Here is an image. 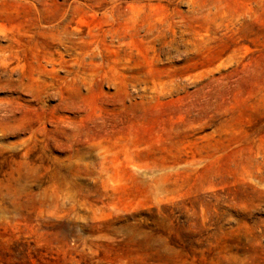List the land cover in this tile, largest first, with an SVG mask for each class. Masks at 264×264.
Segmentation results:
<instances>
[{
  "label": "rangeland",
  "instance_id": "rangeland-1",
  "mask_svg": "<svg viewBox=\"0 0 264 264\" xmlns=\"http://www.w3.org/2000/svg\"><path fill=\"white\" fill-rule=\"evenodd\" d=\"M0 264H264V0H0Z\"/></svg>",
  "mask_w": 264,
  "mask_h": 264
}]
</instances>
